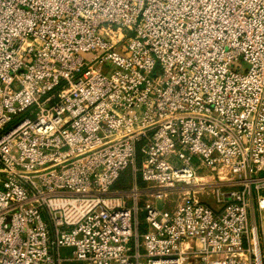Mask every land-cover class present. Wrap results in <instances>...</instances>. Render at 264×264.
Instances as JSON below:
<instances>
[{"label":"built area","instance_id":"obj_1","mask_svg":"<svg viewBox=\"0 0 264 264\" xmlns=\"http://www.w3.org/2000/svg\"><path fill=\"white\" fill-rule=\"evenodd\" d=\"M0 264H264V0H0Z\"/></svg>","mask_w":264,"mask_h":264},{"label":"rangeland","instance_id":"obj_2","mask_svg":"<svg viewBox=\"0 0 264 264\" xmlns=\"http://www.w3.org/2000/svg\"><path fill=\"white\" fill-rule=\"evenodd\" d=\"M208 174V181L209 182H213V181H217L218 180V176L217 174L215 173V171H212V172H209L207 173ZM207 186H211V185H207ZM183 190V189H181ZM187 191V190H186ZM180 191H174V193L172 194H169L168 198H167V201H176V200H180V196H182L181 193H179ZM188 193V192H186ZM161 204V203H159Z\"/></svg>","mask_w":264,"mask_h":264},{"label":"trees","instance_id":"obj_3","mask_svg":"<svg viewBox=\"0 0 264 264\" xmlns=\"http://www.w3.org/2000/svg\"><path fill=\"white\" fill-rule=\"evenodd\" d=\"M128 179H129V175H128V171H126V172L122 175L119 184H124V185L127 184Z\"/></svg>","mask_w":264,"mask_h":264},{"label":"bare ground","instance_id":"obj_4","mask_svg":"<svg viewBox=\"0 0 264 264\" xmlns=\"http://www.w3.org/2000/svg\"><path fill=\"white\" fill-rule=\"evenodd\" d=\"M200 179H201V177H197L195 183H200V181H201Z\"/></svg>","mask_w":264,"mask_h":264}]
</instances>
